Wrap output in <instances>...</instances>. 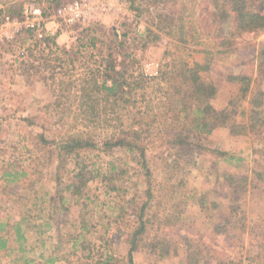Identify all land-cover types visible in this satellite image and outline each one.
<instances>
[{"label":"rangeland","instance_id":"1","mask_svg":"<svg viewBox=\"0 0 264 264\" xmlns=\"http://www.w3.org/2000/svg\"><path fill=\"white\" fill-rule=\"evenodd\" d=\"M69 1L0 0V20L3 15L19 17L25 5L51 10ZM123 2L116 10H92L86 20L63 26L56 37L58 47L51 44L50 36L39 41L28 32L0 43V237L6 239L0 264H85L76 258L84 253L96 257L99 251L115 255L118 264H217L219 257L260 263L264 257V180L255 178L252 171L255 167L264 170V130L255 118L264 115V27L244 32L237 28L232 5L239 0H205L210 12L203 11L204 21H197L204 33L198 44L177 49L158 31L160 40L144 46L141 34L148 26L155 29L157 10L153 7L161 4L136 0L135 12ZM90 37L97 48L89 47L87 52L107 53L122 42L121 51L135 56L139 67L153 75L173 56L186 55L192 65L203 62L202 49L212 50L208 70L192 69L189 78L202 93L206 82L214 85L210 103L218 110L226 108L228 125L202 137L207 149L201 153L184 151L182 157H175L163 146L149 149L150 183L132 155L101 146L103 130L95 128L89 135L96 137L99 147L89 158L86 155V168L76 171L72 154L42 141L41 134L58 137L69 130L67 120L64 124L60 120V110L51 107L59 87L49 75L81 69L82 60L68 64L59 59L65 57L61 48H72L81 39L88 42ZM230 74H246L250 80L243 85L231 81ZM254 122L255 129L249 131L247 125ZM232 125L245 131L233 135L229 132ZM97 167L100 174L92 177ZM11 169H25L27 175L22 182H10L4 172ZM223 172L246 177V192L231 190ZM72 182L79 186L77 194L63 190ZM253 184L256 187L250 188ZM132 197L136 202L128 205ZM144 201L148 203L141 212ZM135 213H141L144 230L131 245L127 235ZM72 233L81 234L76 249L71 248ZM20 234L24 239L17 240ZM155 234L165 238L169 248L162 259L153 249ZM191 249H197L198 262L188 261L186 253ZM59 256L63 258L54 263L49 260Z\"/></svg>","mask_w":264,"mask_h":264},{"label":"trees","instance_id":"2","mask_svg":"<svg viewBox=\"0 0 264 264\" xmlns=\"http://www.w3.org/2000/svg\"><path fill=\"white\" fill-rule=\"evenodd\" d=\"M126 1L136 12L137 7H134L136 0ZM143 1L147 5L161 4L160 8L153 7V10H157L155 29L148 26L141 34L144 46L150 41L160 40L161 34L158 31L171 39L177 49L189 43L198 44L204 36L200 28V24L205 19L202 12L206 14L210 12L205 0ZM255 2L256 0H239L238 5H232V21L240 31H255L264 27V14L262 13L264 0ZM197 10L200 12L195 17ZM201 19L202 21L198 24L197 21ZM49 40L52 45L57 46L55 37ZM226 43L230 44L228 41ZM121 46L122 42H117L107 53L95 54L94 51L89 53L86 51L89 47L97 48L94 38L90 37L88 42L81 39L72 48H61L65 57L59 59L63 63L73 64L75 61L82 60V67L76 73L67 74L62 71L63 76L56 75L55 77L58 72L52 69L55 73L52 72L49 75V78L53 79V84L59 87V93L53 95L51 107L60 110L58 111L61 114L60 120L63 124L67 120L70 128L63 133L59 132L58 137L57 135L47 137L42 133L41 140L53 143L59 150L72 154L77 171L82 167L86 168V165H83L86 155L88 157V154L99 147L96 137L89 134L95 128H101L103 130L101 146L115 147L132 155V159L139 168L145 170L148 183H150L151 175L147 167L149 149L163 146L171 150L175 157H182L184 151L201 153L207 149L202 142V137L211 134L217 128L228 125V113L226 108L218 110L211 105L210 99L214 96L216 89L214 85L206 82L207 89L205 93H202L196 85L190 82V70L198 72L208 70L212 50L202 49L201 52L205 55L203 62L193 61L192 65L189 64L186 55L173 56L170 61H165L158 67L156 74L153 75L145 73L139 67L137 58L130 53H123ZM165 53L168 54L169 51ZM93 57L94 59L90 60ZM228 78L243 85L250 80L246 74H230ZM240 90L243 94L245 89L241 87ZM255 118L260 125H263L261 130H264V115ZM33 120L34 118H31V121ZM257 122L249 123L248 130L253 131ZM243 128L237 125L229 132L237 135L239 131L240 133L245 131ZM44 131L47 132V129ZM223 153L225 152H221ZM99 168L91 171L92 177L100 174ZM110 168L113 169L114 164ZM252 174L255 178L264 180V170L259 171L255 167ZM4 175H8L10 182L16 180L22 182L21 178L27 175V171L11 169V171H5ZM223 175L231 190L239 193L246 192L245 187L248 183L246 177L237 178L227 172H223ZM254 187L256 184L251 185L250 188ZM78 188L79 186L72 182L66 183L63 190L77 194ZM147 191L150 196L149 187ZM133 202H136L134 197L126 201L128 205H134ZM145 202L141 205V212L147 206L148 202ZM133 217L135 218L134 225L129 223L130 231L127 235V239H131V245L144 230L141 213H135ZM83 228H85L84 224L82 230ZM71 235H75L70 240L71 248L76 249L81 234L72 233ZM21 239H24L23 235H17V240ZM5 243L6 239L0 237V249L6 246ZM59 245H54V249H57ZM95 245L98 248L101 246L96 243ZM153 249L156 250V256L161 259L169 254L165 238L158 237L156 234L153 235ZM191 250V253H186L188 261L198 262L199 256L197 257V253H194L197 249ZM62 258L59 256L49 260L54 263L55 259ZM76 260L78 263L85 262V264H118L120 261L108 251H99L96 257L90 253H84ZM28 262L24 261L23 264H28ZM261 263L264 264V257L263 261L257 264ZM217 264H242V261L224 260L219 257Z\"/></svg>","mask_w":264,"mask_h":264},{"label":"built area","instance_id":"3","mask_svg":"<svg viewBox=\"0 0 264 264\" xmlns=\"http://www.w3.org/2000/svg\"><path fill=\"white\" fill-rule=\"evenodd\" d=\"M124 0H71L51 10L38 4L23 7L19 17L3 15L0 20V43L13 41L19 34L28 32L36 40L52 37L63 26H72L86 20L92 10L108 13L116 10ZM52 23L54 27H48ZM24 50L20 51L23 54Z\"/></svg>","mask_w":264,"mask_h":264},{"label":"crops","instance_id":"4","mask_svg":"<svg viewBox=\"0 0 264 264\" xmlns=\"http://www.w3.org/2000/svg\"><path fill=\"white\" fill-rule=\"evenodd\" d=\"M49 28H53L52 26H50ZM59 31H61V29L57 30L56 33L52 36V37H55V41H56V37H58L59 35Z\"/></svg>","mask_w":264,"mask_h":264}]
</instances>
